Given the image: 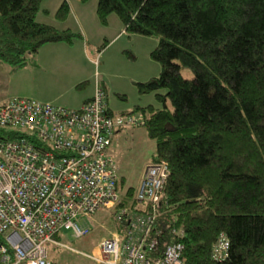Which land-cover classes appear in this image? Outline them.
I'll list each match as a JSON object with an SVG mask.
<instances>
[{
  "label": "trees",
  "instance_id": "trees-1",
  "mask_svg": "<svg viewBox=\"0 0 264 264\" xmlns=\"http://www.w3.org/2000/svg\"><path fill=\"white\" fill-rule=\"evenodd\" d=\"M44 1L0 0V63L19 68L46 44L82 40L35 21ZM68 14L60 0L54 19ZM111 15L120 35L157 39L149 57L159 73L135 86L160 107L132 108L154 143L148 162L167 169L148 235L154 254L178 242L184 264H264V0H95L100 26ZM180 68L192 79H183ZM134 190L118 176L113 234L122 236L126 226L118 209L133 216L146 210ZM219 236L228 242L222 261L212 258Z\"/></svg>",
  "mask_w": 264,
  "mask_h": 264
},
{
  "label": "built area",
  "instance_id": "built-area-1",
  "mask_svg": "<svg viewBox=\"0 0 264 264\" xmlns=\"http://www.w3.org/2000/svg\"><path fill=\"white\" fill-rule=\"evenodd\" d=\"M142 121L132 109L111 111L96 82L77 109L25 98L0 103V264H51L46 247L59 245L55 235L88 234L90 218L118 201V175L107 151L113 134ZM166 175L164 163L143 165L133 199L146 210L135 216L118 210L116 218L126 220L124 233L101 240L95 262L184 264L181 243L155 255L156 242L148 238ZM227 249L219 236L212 258L224 260Z\"/></svg>",
  "mask_w": 264,
  "mask_h": 264
},
{
  "label": "rangeland",
  "instance_id": "rangeland-1",
  "mask_svg": "<svg viewBox=\"0 0 264 264\" xmlns=\"http://www.w3.org/2000/svg\"><path fill=\"white\" fill-rule=\"evenodd\" d=\"M70 13L66 21L58 22L54 19V13L60 0H46L41 3L40 10L35 16V21L40 24L50 25L55 28L63 29L68 27L71 31L77 32L74 18L81 13L83 15L84 31L86 40L75 42L72 52H77V44H84L86 53L91 60H95L96 71L100 78L108 84V103L110 107H123L126 111L135 105H155L153 94L140 95L137 93L136 84L155 78L159 73V66L149 57L154 49L157 39L153 37L126 36L120 40L111 42L112 29L109 27L103 32L91 27L96 24L97 28L103 29L98 25L94 16L95 0H88L85 4H80L77 0H67ZM44 10L45 12H42ZM81 18V15H80ZM116 22L114 16L108 17V22ZM113 31H115L113 29ZM105 43V46H103ZM57 56V54H54ZM176 63V62H175ZM88 67V66H87ZM13 68L0 63V103L15 98L17 92L32 93L30 84L18 86L14 83ZM94 69V68H93ZM179 74L183 79L190 80L193 75L187 68H180ZM110 85V86H109ZM50 94L53 98L51 104L59 107H66L64 102L72 106L80 98L92 92L91 85L76 91H69L65 96L56 95L57 87H64L63 80L58 84H49ZM40 95V94H39ZM116 95H119L117 97ZM33 102L30 98H25ZM169 110L171 107L166 101ZM68 109V108H67ZM112 139L108 148V154L112 157L116 173L124 178L125 186L136 188L139 180L141 168L148 162L154 150L153 141L149 140L142 129H125ZM119 210V209H118ZM110 209H99L89 220L90 231L87 235L74 239L68 233H63L59 239V245L48 244L46 247L48 260L54 264H99L92 258L96 256L97 244L109 238L114 230V223L110 219Z\"/></svg>",
  "mask_w": 264,
  "mask_h": 264
},
{
  "label": "crops",
  "instance_id": "crops-1",
  "mask_svg": "<svg viewBox=\"0 0 264 264\" xmlns=\"http://www.w3.org/2000/svg\"><path fill=\"white\" fill-rule=\"evenodd\" d=\"M69 13H70V7H69ZM80 15H81V18H80ZM74 22H75L74 26L77 30L76 33L80 34L82 38L81 41L80 40H77V41L78 42L85 41L86 33L83 27L84 22H85L83 20V15L80 13L78 17L74 18ZM95 25L96 24H91V27L93 28L96 27V29H98V32H103L109 27H111L112 31L109 34L110 36H112L111 42L114 40H120L121 38L124 37V35H126V33L123 35H120L122 28L118 21L116 24V22H112L111 20L110 22H108L107 20L106 26H102L103 29L97 28L98 26H95ZM63 29H69V28L66 27ZM113 29L115 31H113ZM74 43H72L69 46L60 44V43L59 44H46L42 46L36 52L35 55L27 58L23 66L19 68H13L11 70L12 71L11 73L12 75H14V79H13L14 83L17 86L19 84L23 86H28V82H29L30 86L28 87H30V90L32 92V93L17 92L16 93L17 95H14L16 96L15 98H30L40 103H52L53 97L50 94H47V92L51 91V88H54V87H49L50 82L54 84H58L62 80L64 82V87L56 88V91H55L56 95L54 96H65L66 93H68L71 90L76 91L74 89V86L84 81L87 82V85H91L92 91H93L94 82H96L97 85L103 87L106 92V100H107L108 108L113 112H119L123 110V107L113 108L109 106L108 93L111 87L109 89L108 84H106L100 78V74H98V72L96 71L97 65L95 64L94 60H91L92 59L91 57L87 56L88 54L86 53L84 44H77L78 51L76 53L72 52L71 49H73ZM54 54H57V56ZM95 73H96V76H95ZM91 94L92 92L89 95H86L85 97L80 98V100H78L72 106H70L69 103L64 102V104L67 105L65 108H68V109L79 108L81 104L86 102L91 97ZM140 106H144V105H140ZM119 133H120L119 131H116L113 134L112 139L115 136H117ZM112 139H111V142H112Z\"/></svg>",
  "mask_w": 264,
  "mask_h": 264
}]
</instances>
